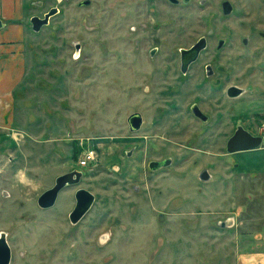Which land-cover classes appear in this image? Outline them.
<instances>
[{
  "label": "rangeland",
  "instance_id": "obj_1",
  "mask_svg": "<svg viewBox=\"0 0 264 264\" xmlns=\"http://www.w3.org/2000/svg\"><path fill=\"white\" fill-rule=\"evenodd\" d=\"M78 1L24 0V13H10L0 31V65L16 83L14 120L0 121V235L11 264H264V143L226 150L240 125L264 137V0H159L161 12L146 14L172 23L162 29L169 40L160 59L175 58L173 75L179 50L208 36L192 75L202 80L210 65L218 77L226 72V89L244 90L235 99L205 94L219 105L206 108V122L193 118L184 94L167 100L128 88L123 0L82 9ZM224 1L234 6L229 16ZM55 6L61 13L34 31L31 18ZM130 15L129 25L142 21ZM220 39L226 45L217 50ZM134 113L144 117L139 131L129 127ZM88 149L96 159L81 167ZM167 159L170 166L150 169ZM77 169L80 183L41 208L39 197ZM79 189L96 201L75 225Z\"/></svg>",
  "mask_w": 264,
  "mask_h": 264
},
{
  "label": "flooded vegetation",
  "instance_id": "obj_2",
  "mask_svg": "<svg viewBox=\"0 0 264 264\" xmlns=\"http://www.w3.org/2000/svg\"><path fill=\"white\" fill-rule=\"evenodd\" d=\"M157 1L159 0H123L122 7L124 10L126 23L128 26L126 30V34L128 35L127 58L124 63V69H123L125 83L129 85L128 88L130 90L131 88L132 89L137 88L138 92H142L144 94H151L155 92L160 95H165L167 97V100L170 97L169 95L172 96L177 95L179 97V95L184 94L186 96V100H192L191 103L189 104V111L195 120L204 121V122L212 121V116L209 111L208 112L206 111V108H208L212 104V102L214 103L215 101L209 100V96H206L205 94L207 93L211 94L210 90H213V93L215 95L218 92L223 91L230 98L235 99L243 95L244 90L237 85H232L226 89L225 88L226 72L223 71V76L218 77L216 75V72L212 70L210 65L206 67L205 75L202 76V80H201V76L192 75L191 72L192 68L200 61L203 53L206 52L210 47V40L208 36H202L190 47H182L179 50L180 62H179V66L176 67L179 68L180 75L179 76L173 75V73L175 74V70H177L175 69V58H172L171 60L168 61L167 60L163 61L160 59L162 52L161 49L162 43L163 41L167 42L169 40V36L167 34L168 30L166 31L165 35H163L162 29L163 28L169 29L172 23L157 22L155 21V18H153V16L148 18L146 15L148 13L154 14L153 13L154 11H158L159 13L161 12V10L158 7H156L158 4ZM166 1L170 6H179L181 4L180 0H166ZM64 2L67 3L70 2V0H61V3ZM225 2L227 1H224L222 3L223 14L224 16H229L234 12V6L229 1L232 5L233 10L229 15H227L225 13V6H224ZM92 4L93 1L91 0H80L78 1V8L81 9L88 8L91 7ZM112 7H114V5H112ZM132 10H134V12L139 14L138 19L142 20L139 22L138 25H133V26L129 25L130 17H131L130 12ZM24 11H25V6H24ZM52 12H55L56 13L55 15H57L61 13V9L59 8V6L51 7L44 14L42 19H44L46 15ZM130 35H138V37L133 38L132 39L133 41H131ZM202 39H205V43H206L205 48L200 52L197 59L188 66L187 70L184 71L182 50L191 49ZM225 45H226V41L220 39L217 45V50L223 49ZM130 47L131 48L133 47L132 49L133 53L132 50H130ZM78 57L80 58L81 54L78 55ZM163 63L165 64L164 67L165 69L163 68L162 70L163 66L161 64ZM233 88L241 89L242 93L239 96H235V97L231 96L230 92L231 91H232L231 93L235 92L233 91ZM195 94H199V95L195 96ZM214 105L219 106L218 104L215 103ZM176 107H177V103H176ZM179 114L180 111L177 110L174 116H177ZM165 115L166 114H164V118H166ZM141 116L144 124V117L142 114ZM227 144H226V150H227Z\"/></svg>",
  "mask_w": 264,
  "mask_h": 264
},
{
  "label": "water",
  "instance_id": "obj_3",
  "mask_svg": "<svg viewBox=\"0 0 264 264\" xmlns=\"http://www.w3.org/2000/svg\"><path fill=\"white\" fill-rule=\"evenodd\" d=\"M225 13L229 15L233 8L229 1L224 3ZM56 13L52 12L44 19L35 16L32 18L31 23L33 25V30L36 32L41 31V29L48 25L50 18L53 17ZM5 27L3 20L0 18V31ZM205 39L200 40L194 47L191 49H183V70L186 71L188 66L194 62L200 52L205 48ZM234 93H231V96H239L242 93V90L239 88H233ZM131 131H139L142 128L143 121L140 113H134L131 115L128 121ZM264 143V137L253 135L250 131L245 129L243 126H238L235 134L229 139L227 144V151L230 154L252 151L260 148ZM172 163L171 159L164 161H155L150 164V169L158 170L163 167H168ZM83 177V172L80 170H73L69 173L63 174L56 179L55 185L45 191L38 199V205L43 209H49L56 205L59 195L63 189L68 186L78 185ZM76 206L70 214V221L73 224H78L91 210L93 207L96 196L87 189H79L76 192ZM226 223L222 222V226H225ZM12 248L8 243L6 233L0 235V264H11L12 262Z\"/></svg>",
  "mask_w": 264,
  "mask_h": 264
},
{
  "label": "crops",
  "instance_id": "obj_4",
  "mask_svg": "<svg viewBox=\"0 0 264 264\" xmlns=\"http://www.w3.org/2000/svg\"><path fill=\"white\" fill-rule=\"evenodd\" d=\"M6 1V0H5ZM9 4V14L10 13H24V0H8ZM0 5H4V0H0ZM0 6V18L3 20L5 27L7 26L6 18H9V14H5V9H2ZM6 8V7H5ZM2 29V30H3ZM1 30V31H2ZM3 73V68L0 65V121H13L14 113L11 110V105L13 104V93L15 89V80L12 79L15 77V72ZM6 117V118H5Z\"/></svg>",
  "mask_w": 264,
  "mask_h": 264
},
{
  "label": "built area",
  "instance_id": "obj_5",
  "mask_svg": "<svg viewBox=\"0 0 264 264\" xmlns=\"http://www.w3.org/2000/svg\"><path fill=\"white\" fill-rule=\"evenodd\" d=\"M97 153L94 149H88L84 152L82 159L80 160V166L86 167L91 162L95 161Z\"/></svg>",
  "mask_w": 264,
  "mask_h": 264
}]
</instances>
